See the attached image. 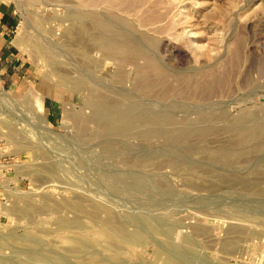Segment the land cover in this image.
I'll return each mask as SVG.
<instances>
[{
	"label": "rangeland",
	"instance_id": "rangeland-1",
	"mask_svg": "<svg viewBox=\"0 0 264 264\" xmlns=\"http://www.w3.org/2000/svg\"><path fill=\"white\" fill-rule=\"evenodd\" d=\"M4 1L19 25L0 55V258L264 264V0ZM88 10L108 24L102 37L131 50L82 52ZM45 165L62 170L43 176ZM73 200L85 210L65 207ZM26 201L35 224L16 210ZM94 205L147 238L116 242L121 254L77 242L60 218Z\"/></svg>",
	"mask_w": 264,
	"mask_h": 264
},
{
	"label": "bare ground",
	"instance_id": "bare-ground-1",
	"mask_svg": "<svg viewBox=\"0 0 264 264\" xmlns=\"http://www.w3.org/2000/svg\"><path fill=\"white\" fill-rule=\"evenodd\" d=\"M91 8V7H90ZM95 10V9H94ZM103 12V11H102ZM86 17L88 18V19H90V20H88V21H90V23H91V25L92 26H89L88 25V27H86L85 28V33H86V35H87V39L89 40V41H87V40H85L84 38V40H81V38L80 39H76L75 41L77 42L76 43V45L80 48V50L82 51V52H84V53H86V54H88V55H90L89 54V50H90V48H91V46H90V44L91 45H94V46H98V47H106V48H108V49H111V50H114V51H119L120 53H123V52H126L128 49H130L131 50V46H127V47H124V46H122V45H116V43L115 42H109V41H107L104 37H102V35H103V32H105V31H107V28H108V24L106 23V21L104 20V19H102V17L99 15V13L98 12H96V11H93V10H88L87 12H86ZM85 17V18H86ZM106 33V32H105ZM133 46V45H132ZM35 50H37L42 56H44V57H46L47 59H49V60H51L52 59V55H51V52L50 51H48L46 48H43V47H38L37 49H35ZM134 51V50H133ZM37 52V53H38ZM97 52V51H96ZM136 52H138V51H136ZM138 54H142V53H140V51L138 52ZM143 55V54H142ZM88 59V58H87ZM46 60V59H45ZM90 61H93L92 59L90 60ZM48 62V61H47ZM54 64H55V62H54ZM54 67V66H53ZM54 69V68H53ZM215 77V76H214ZM68 78V77H67ZM66 78V79H67ZM77 81H78V83L80 84V85H84V84H87V82L83 79V78H78L77 79ZM77 83V84H78ZM79 86V85H78ZM4 98V97H3ZM101 100V99H100ZM102 100H104V99H102ZM101 100V101H102ZM106 101V100H105ZM107 102V101H106ZM128 102V101H127ZM95 104V103H94ZM96 105V104H95ZM115 107V106H114ZM119 108L121 107V106H118ZM118 107H115L114 108V110H117V108ZM95 108H97V107H95ZM99 109V108H98ZM103 109V108H102ZM121 110V109H120ZM99 112H100V109H99ZM99 112H97V113H99ZM34 117H36V119L34 118V121L32 120L31 122H32V124L33 125H35V124H39V122H38V120H40V121H42V122H46L47 123V120H46V118H44V116H41V119L38 117V116H34ZM102 117V116H101ZM107 119V118H106ZM97 120V119H96ZM98 120H100V119H98ZM30 122V123H31ZM31 126V125H30ZM41 126V125H40ZM115 124L114 123H111V129H115ZM30 130V129H29ZM25 131H28V128H27V130H25ZM183 132V131H182ZM178 133V132H177ZM184 133V132H183ZM28 134V133H27ZM179 135L181 134V133H178ZM184 135V134H183ZM178 136V135H177ZM185 136V135H184ZM183 136V137H184ZM180 137V136H179ZM72 168V167H71ZM60 169V168H59ZM59 169L57 168V166H55V165H48V166H44V167H42V169L38 172V173H41V175H43V174H45V175H51V176H55L56 174H58V172H59ZM60 170H62V169H60ZM40 175V174H39ZM44 176V175H43ZM82 197V196H81ZM63 202V201H62ZM64 203V202H63ZM21 204V203H20ZM31 203H29V202H25V204H24V206H22V207H20V208H16V210L18 211V213L19 214H22V215H25L26 217H29V218H31V220L33 219V216H34V211H35V208L33 207V206H31L30 205ZM66 206H70L71 208H73V209H75L76 211H78L79 213H80V211L82 212V211H84L85 209L82 207V205H81V203H80V201H78V200H73V201H70V202H66V205H65V207ZM44 207L45 208H53V205L50 203V201L49 200H46L45 201V203H44ZM60 206H58V205H56V209H58ZM65 207H63V208H65ZM69 209H67V211H68ZM76 211L74 212V214H76ZM69 212H72V210H69ZM78 212H77V214H78ZM70 214V213H69ZM73 213H71L70 215H72ZM89 215L90 216H88V218H84V214L81 216V214H79V215H76V217H73L72 219H68V218H63V217H61L60 218V221H59V224L61 225V226H64V227H72V228H75V229H77L76 231H78L79 233H82L81 235V237H82V239H80L79 241H77V242H80V241H82V240H84V242L86 243V247L89 245V246H91V244H94V245H96L97 246V244L99 245H101L103 248H105V250H107V251H112V253H113V251H115L116 253L115 254H117V252L120 250H118V246H116V242H123V243H126V244H130V245H132V246H136L135 248H137L138 249V243L139 242H143V241H141L142 239H144L145 238V236H144V234H142L143 232L141 231V233H139V232H134V233H131V232H129L128 231V229H127V227H125V225L124 224H121V223H117V224H110V217H111V215H112V212H111V209L110 208H108V207H104L103 205H94L93 206V208H92V211H89ZM86 217V216H85ZM123 217V216H122ZM39 218V217H38ZM115 218V217H114ZM117 218V217H116ZM125 218V217H124ZM123 218V219H124ZM88 220V221H87ZM29 221V220H28ZM37 221V220H36ZM117 221H120V220H118V218H117ZM32 222V224H35V221L34 220H32L31 221ZM34 222V223H33ZM52 222V221H51ZM120 222H122V221H120ZM148 222V221H147ZM258 222V221H257ZM37 223V222H36ZM54 223V222H53ZM56 223V222H55ZM129 223V222H128ZM31 224V225H32ZM150 224V222L148 223V225ZM39 225V224H38ZM43 225V224H42ZM33 226H36V225H33ZM41 226V225H40ZM50 227V226H49ZM53 227V226H52ZM152 227V226H151ZM254 227V226H253ZM31 228V227H30ZM35 229H36V227H34ZM38 228H39V226H38ZM37 228V229H38ZM174 228V227H173ZM36 229V230H37ZM43 229V228H42ZM175 229H176V227H175ZM154 230H156L155 229V227H154ZM159 230V229H158ZM158 230H156V233H158V234H162V235H164L165 237L164 238H166V240L167 241H169L170 239L169 238H171L172 240H170L169 242H170V245H171V242L172 241H174L173 240V236L174 237H176V240L178 239V242L180 243V240L179 239H183V241H184V238L185 239H187L188 238V236H187V238H186V236L184 237V231H182V230H174V229H168V230H166L167 232H165V233H163V232H160V231H158ZM185 230V229H184ZM35 231V230H34ZM38 231H40V230H38ZM78 232H76V233H78ZM91 232V233H90ZM54 233V232H53ZM85 233V234H84ZM145 233V232H144ZM86 234L87 235H91V234H93L92 235V238L94 237L95 239L94 240H92V239H90L89 237H87L86 236ZM186 235V234H185ZM74 236H77V235H74ZM148 236V235H147ZM1 237V236H0ZM11 237V236H10ZM80 237V238H81ZM7 238V237H6ZM72 238V237H71ZM75 238V237H74ZM73 238V239H74ZM147 238V237H146ZM145 238V239H146ZM193 238V237H192ZM65 239V238H64ZM78 239H79V237H78ZM77 239V240H78ZM76 239H74L73 241H75ZM175 240V241H176ZM65 241V240H64ZM67 241V240H66ZM183 241H182V243H183ZM186 241V240H185ZM184 241V244L185 243H187V242H185ZM76 242V243H77ZM188 242H190L189 240H188ZM192 242V241H191ZM85 243H83V246H84V244ZM173 244H174V242H172ZM177 243V242H176ZM178 243V244H179ZM193 243V242H192ZM72 243H69V245H71ZM74 244V243H73ZM80 243H78V245H79ZM120 244V243H119ZM141 244V243H140ZM181 244V243H180ZM188 244H190V243H187V245ZM66 245H68V244H66ZM191 245V244H190ZM93 246V245H92ZM174 246H176V245H174ZM194 246V245H193ZM64 247H66V246H64ZM80 247V246H79ZM82 247V246H81ZM85 247V246H84ZM139 247H141L140 245H139ZM142 248V247H141ZM141 248H140V250H141ZM89 249V248H88ZM186 249V248H185ZM184 249V250H185ZM242 249V248H241ZM132 250H133V248H132ZM156 251H157V249H155ZM195 250V249H194ZM121 251V250H120ZM133 251H135V250H133ZM137 251V250H136ZM135 251V252H136ZM189 251V250H188ZM103 253V252H102ZM118 253H120V252H118ZM137 253V252H136ZM139 253H140V251H139ZM152 253V252H151ZM88 254V253H87ZM121 254V253H120ZM119 254V255H120ZM141 255H142V252L140 253ZM139 254V255H140ZM155 254L156 255H158L157 254V252H155ZM31 255H32V253H31ZM30 255V256H31ZM51 255V254H50ZM145 255V254H144ZM168 255V254H167ZM262 255V254H261ZM36 256H38V255H35V256H32V257H36ZM151 256H152V254H151ZM150 256V257H151ZM31 257V258H32ZM48 257V256H47ZM126 257V256H125ZM30 258V257H29ZM163 258V257H162ZM1 259V258H0ZM35 259V258H34ZM2 260V259H1ZM0 260V264H8L7 262H4L5 261V259L3 258V260L1 261ZM164 260V259H163ZM163 260H162V262H163ZM7 261V260H6ZM165 262H166V260H164ZM164 262V263H165ZM10 263V262H9ZM12 264V263H11ZM165 264H182V263H180V262H178L177 260H174L172 257H169L168 256V260H167V262L165 263Z\"/></svg>",
	"mask_w": 264,
	"mask_h": 264
},
{
	"label": "crops",
	"instance_id": "crops-1",
	"mask_svg": "<svg viewBox=\"0 0 264 264\" xmlns=\"http://www.w3.org/2000/svg\"><path fill=\"white\" fill-rule=\"evenodd\" d=\"M19 25V15L14 4L0 0V55L8 54L10 38Z\"/></svg>",
	"mask_w": 264,
	"mask_h": 264
}]
</instances>
